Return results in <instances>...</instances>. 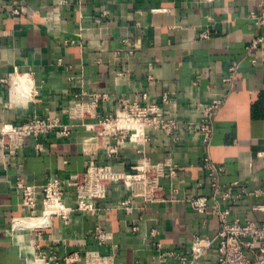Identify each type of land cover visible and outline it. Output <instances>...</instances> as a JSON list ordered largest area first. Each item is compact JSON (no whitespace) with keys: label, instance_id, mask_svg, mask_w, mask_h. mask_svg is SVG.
I'll return each instance as SVG.
<instances>
[{"label":"crops","instance_id":"1","mask_svg":"<svg viewBox=\"0 0 264 264\" xmlns=\"http://www.w3.org/2000/svg\"><path fill=\"white\" fill-rule=\"evenodd\" d=\"M260 2L0 0L2 120L21 123L50 115L74 125L69 137L51 131L39 140L26 138L15 155L0 150V264H27L34 258L33 244L58 257L99 250L123 264H182L178 255L166 261L160 255L174 251L189 256L196 236L212 238L220 229L217 214L200 213L187 202L190 195L211 192L203 168L206 154L225 168L223 184L239 182L234 202L220 203L230 209L229 219L264 220V42L249 47L255 35L251 13ZM236 61L239 70L232 82H225ZM15 70L32 73L38 86L29 104H7L8 85L1 78ZM23 77L13 78L14 102L22 93L19 84L29 82ZM217 97L225 99L213 118L209 147L189 131L173 141L149 130L145 145L126 142L110 155L104 138L85 126L97 119L69 117L70 107L81 100L97 99L96 112L104 116L116 112L120 98H129L162 103L165 116L199 123L203 108ZM142 154L154 162L172 158L179 164L177 176L161 179L168 200L128 210L121 202L129 191L111 184L98 200L96 214L76 211L68 222L53 217L41 229L33 228L47 222L46 217L27 216L15 226L27 214L18 183L41 185L69 172H84L92 162L122 170ZM64 192L65 200L75 204L73 188L64 185ZM98 227L106 232L104 244L96 238ZM215 259L208 251L201 262Z\"/></svg>","mask_w":264,"mask_h":264},{"label":"built area","instance_id":"2","mask_svg":"<svg viewBox=\"0 0 264 264\" xmlns=\"http://www.w3.org/2000/svg\"><path fill=\"white\" fill-rule=\"evenodd\" d=\"M212 1V0H208ZM65 0H59L63 4ZM19 14V10H14ZM255 26V35L250 48H255L264 42V0H261L259 8L251 13ZM208 31L202 35L208 36ZM240 62L236 61L229 68V75L225 82H232L239 70ZM26 76L30 83L28 91L22 92L18 100H12L13 78ZM1 82L8 85V106L29 104L37 96L39 89L32 73H19L17 70L8 76L1 78ZM225 98L217 97L207 104L202 110V119L199 123L181 122L176 118L167 117L163 112L162 103L142 104L137 100L120 98L119 107L114 114L99 115L96 112L97 99L92 102L79 101L69 109L71 119L94 118L96 122L85 126L97 132L104 138L110 155L117 154L118 148L126 142L134 145H145L150 140L149 130L161 131L173 141L181 138L183 131H189L199 135L206 147L210 146L213 136V118ZM167 101V97L164 98ZM73 124L63 122L57 116H34L21 122H4L0 116V150L4 154L15 155L24 147L25 139L29 137L39 140L40 137L51 131H55L61 137H69ZM115 140V144L112 143ZM40 150L41 144H37ZM180 166L172 158L154 162L150 157L142 154L138 162L122 170L115 169L111 164H96L92 162L84 172H69L63 178L54 177L44 184L18 185L23 189V206L27 214L17 218L16 222L27 216L37 218L46 217L47 222L36 228H46L51 225L53 217H59L68 222L70 216L76 211H89L98 213L100 207L98 200L106 197L107 187L111 184H121L129 191L127 199L121 202L123 207L133 208L141 205L164 202L168 200L167 190L161 179L178 174ZM205 170V182L211 189L209 194H194L187 197L190 207L200 213L213 212L220 218V229L212 237L196 236L191 245L189 256L177 254L174 251H164L160 257L166 261L169 257L177 256L182 264H203L202 256L212 251L216 255L213 262L207 264H264V220H248L241 222L239 219L230 220V209L222 208L221 202L232 203L239 196L235 194L238 181L231 184H223L220 180L225 168L216 164L209 154L203 158ZM64 185L73 188L76 202L69 204L65 200ZM203 186V183L199 184ZM177 192V188L172 189ZM245 192V191H244ZM260 192V191H259ZM215 204L211 208V204ZM156 234L155 231L152 232ZM96 238L100 244L107 241V235L103 228L98 227ZM34 258L27 264H123L115 261L113 255L102 254L99 250H88L84 254L74 252L64 257L55 254H46L39 244L32 245ZM160 247V244H159Z\"/></svg>","mask_w":264,"mask_h":264},{"label":"bare ground","instance_id":"3","mask_svg":"<svg viewBox=\"0 0 264 264\" xmlns=\"http://www.w3.org/2000/svg\"><path fill=\"white\" fill-rule=\"evenodd\" d=\"M25 77V76H24ZM23 77V78H24ZM17 78V77H16ZM18 81H20V80H18ZM16 83V82H15ZM28 84H29V82L27 83V82H25V80L23 79V82H21L19 85V87L17 88L19 91H22L23 93L25 92V91H28V89L30 88V86H28ZM18 96V95H17ZM12 97H14L13 96V94H12ZM15 100V99H14ZM16 100H18L17 98H16Z\"/></svg>","mask_w":264,"mask_h":264}]
</instances>
